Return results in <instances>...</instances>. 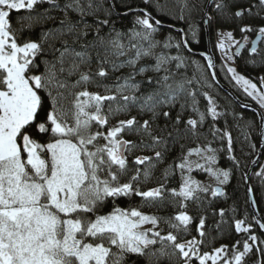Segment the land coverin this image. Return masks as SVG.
I'll return each instance as SVG.
<instances>
[{
  "label": "snow or ice",
  "instance_id": "obj_1",
  "mask_svg": "<svg viewBox=\"0 0 264 264\" xmlns=\"http://www.w3.org/2000/svg\"><path fill=\"white\" fill-rule=\"evenodd\" d=\"M120 2L125 11L117 0H0V264H246L253 251L264 264L254 189L243 218L235 203L217 210L231 177L217 160L236 161L234 114L205 90L217 79L213 56L195 58L203 28L217 26L221 69L264 109V75L258 89L232 66L264 67V0ZM233 126L255 151L252 122ZM233 227L246 239L204 250Z\"/></svg>",
  "mask_w": 264,
  "mask_h": 264
},
{
  "label": "trees",
  "instance_id": "obj_2",
  "mask_svg": "<svg viewBox=\"0 0 264 264\" xmlns=\"http://www.w3.org/2000/svg\"><path fill=\"white\" fill-rule=\"evenodd\" d=\"M135 2L138 3L139 0H135ZM193 3H199V0H193ZM116 7L118 9H120L121 11L126 10V9L121 8L120 0H117ZM25 14L26 13H21V15H25ZM57 15L59 16V13H57ZM193 17L196 18V21L199 24V20H200L199 13L194 12ZM17 19H18V14L13 11L12 23H13L14 27H19V25L17 24ZM131 19H132L131 15L124 17L121 21H119L117 23V27L118 28H124L126 30V28L130 26ZM57 23H58V21H57ZM52 26H53L52 23L49 22L48 24L44 25L43 27L48 28V27H52ZM181 27L185 28V25L183 22H180L176 25V28L174 29L173 34H175V32L178 31ZM200 27L203 28L202 25H200ZM106 30L107 29H105V31ZM40 32H41V27L37 26L32 32L33 38L38 39ZM89 39H91V36H89ZM204 47H205V41H204V37H203V43L197 49L204 48ZM258 47H261V45H258ZM242 56L245 58H248V59H254V57H256L255 54H249L246 50L242 51ZM195 58H200L201 61H204L198 54L196 55ZM236 60L238 61V63H237L238 70L243 75L252 79L256 84H258L261 87L260 81H259V74H258L257 70L264 71V67H261L259 64H257V65L256 64H251V65L246 64L245 59L242 60L241 58H236ZM216 71H217V74L220 77V79L225 84H227L231 89H233V91L236 93V95H238L242 99H248L247 97L242 95L236 88H234L230 84L229 80L223 75V73H222V71L218 65L216 67ZM213 84L222 93V95L225 98V101H224V99H220V98H219L220 100L218 98L216 99L217 101L219 100V102H220V106H221L220 111H227V112H231L234 114V115H228L226 117V119H227L228 128H229L231 135L234 139V153H233V155L235 156L236 161L239 162V166L234 167L236 161L231 160L227 154H224L221 158H218L217 164L220 167L229 168L231 171V177H230L229 184L224 186V190H225L226 195L224 197H220L218 199L217 198H212V199H217V210L219 209V207L227 208L229 205H233L235 203V205H237L239 208L237 218H243L245 216L246 212H250L251 209H248L247 205L245 203V201H246V199H248V197L246 196V192H245V187H246L245 180L242 179V177L245 176L249 162L251 161V159L256 154V150L253 151V149L248 146V142L244 141L243 137L240 136L239 128L234 127L233 125L236 124L237 122H239L240 124L243 125L246 121H251L252 125H253L252 128L249 129V134L251 137V143L253 145H256V147H257V143H258V139H259L257 117L253 111L240 108L227 93H225L222 89H220L214 82H213ZM210 120H211V118L209 117V122H210ZM224 124H225V118L222 117L218 120L216 126L223 129ZM205 127L207 128V124L205 125ZM261 150H264V145L262 146ZM172 155L175 156L176 153L174 152V153H172ZM257 166H258V164L255 167H253L251 172H250L249 184H250V187H252L254 189L252 195H253V197L257 203V206L259 208L258 213H259V215H261V214H264V185L261 184V179L258 180L256 178V175H254V173H253ZM179 180H180V177H179V174L177 173L175 178H174V181L170 183V186L178 188ZM136 202L138 203L139 201L137 200ZM120 206L127 207V201H122ZM144 210H146L147 212L149 211V209H144ZM169 213H172L171 209H169ZM161 214H166V213H161ZM225 228L227 229V225H225ZM252 231L254 234L260 235V232L258 230V226H255L254 222H253ZM192 235H196L194 230H193ZM262 238H264V236H262ZM241 239H246V234L235 233V230L233 227L230 234H226L224 237L217 240L214 244H209V246L206 247L204 250L205 251L210 250L211 248H213L219 244L231 245V244L235 243L237 240H241ZM206 243H207V241H206ZM241 250H242V246H241ZM255 259H257V256L255 254V251H253V253H251L248 257L245 258L246 264H253V261ZM165 264H167V262H165Z\"/></svg>",
  "mask_w": 264,
  "mask_h": 264
},
{
  "label": "rangeland",
  "instance_id": "obj_3",
  "mask_svg": "<svg viewBox=\"0 0 264 264\" xmlns=\"http://www.w3.org/2000/svg\"><path fill=\"white\" fill-rule=\"evenodd\" d=\"M192 2H193V0H192ZM253 11H255V9H253ZM192 19L195 21V22H197L196 21V18H194L193 16H192ZM198 23V22H197ZM185 28H186V25H185ZM212 32H213V41H214V45L216 44V42H217V37H216V35H215V33H216V31H217V26H213L212 28ZM236 35V38L237 39H239V33H237V34H235ZM252 37H250V39H251ZM217 53H218V55H219V60H218V63H217V65L219 66V68L221 69V63H223V61L221 60V54H220V52L219 51H217ZM250 54V53H249ZM196 59H198V60H200V58H196ZM254 59L255 60H259V57H254ZM243 60V59H242ZM241 60V61H242ZM200 62L202 63V64H206V62L205 61H201L200 60ZM204 62V63H203ZM237 63H238V61L236 60L235 61V64H232V66H236L237 67ZM258 64V63H257ZM256 64V65H257ZM221 71H222V73H223V75L229 80V82H230V84L233 86V87H236L237 89H239V91L241 92V94L242 95H244V96H246V97H248L244 92H243V90L239 87V86H236L235 85V82L234 81H231L230 80V77L229 76H226L225 75V72H226V69H221ZM239 71V70H238ZM258 71V74H259V77L261 76V75H263V72L264 71H261V70H257ZM240 72V71H239ZM241 73V72H240ZM242 74V73H241ZM246 78H249V77H247V76H245ZM250 79V78H249ZM252 80V79H251ZM253 81V80H252ZM254 82V81H253ZM210 83H212L213 84V82L210 80ZM255 83V82H254ZM214 85V84H213ZM257 88L258 89H261V87L257 84ZM206 91H208L213 97H214V99H215V101H216V103L220 106V102H219V100L220 99H224V101H225V98H224V96L222 95V93L215 87V85H214V87L213 88H209V89H205ZM219 99L218 101L216 100V99ZM249 99H251L252 101H254L257 105H258V103L255 101V100H253L251 97H248ZM200 104H201V108L203 109L204 108V106H206V104H207V100L206 99H204L203 97H200ZM259 106V105H258ZM221 107V106H220ZM218 110H220V108L218 109ZM262 112L264 113V109H262ZM193 159H196V157H193ZM218 165V164H217ZM262 165H264V155H262L261 157H260V159H259V163H258V166L255 168V170H254V175H255V173H257V172H260L261 170H262V168H261V166ZM219 166V165H218ZM220 167V166H219ZM221 168H223V167H221ZM223 169H225V170H228V171H230V169L229 168H223ZM230 173H231V171H230ZM192 175L194 176V178L195 179H197V180H200V181H202L203 183H205V184H212V186L214 187V185H215V183H214V181H212V179L208 176V174L207 173H205V172H200V171H197V170H194L193 171V173H192ZM256 178L259 180L260 179V177H258V176H256ZM224 187V186H223ZM143 211H145V212H147L146 210H144L143 209ZM245 226H248V225H245ZM254 234V233H253ZM221 244H219V245H217V246H215V247H219ZM214 248V247H213ZM212 249V248H211ZM211 249L210 250H206V251H211Z\"/></svg>",
  "mask_w": 264,
  "mask_h": 264
},
{
  "label": "water",
  "instance_id": "obj_4",
  "mask_svg": "<svg viewBox=\"0 0 264 264\" xmlns=\"http://www.w3.org/2000/svg\"><path fill=\"white\" fill-rule=\"evenodd\" d=\"M264 14V13H263ZM205 30V34L208 35V31H207V28H204ZM254 38V37H252ZM251 38V39H252ZM206 52L208 53H211V48H210V43L209 41L207 40V45H206ZM214 72L216 75H217V79L215 81H213L220 89H222L225 93H227L231 98L232 100L242 109H248V110H251L253 111L255 114H256V117H257V123H258V143H257V147H256V154L254 155V157L251 159V161L249 162V165L247 167V171L245 173V175L248 177L247 180H245V184L247 186H250L249 184V175H250V172L252 170L253 167H255L258 163H253V161H258L259 162V159L261 157V155L259 154L260 151H261V148L262 146L264 145V136H261L260 133L261 132H264V128H262L260 126V121H261V118H262V109L252 100H244V99H241L240 97H238L234 91L227 85L225 84L218 76L215 68L210 70V74ZM216 185H214L215 187ZM253 196V195H252ZM257 216H259V213L257 211Z\"/></svg>",
  "mask_w": 264,
  "mask_h": 264
},
{
  "label": "flooded vegetation",
  "instance_id": "obj_5",
  "mask_svg": "<svg viewBox=\"0 0 264 264\" xmlns=\"http://www.w3.org/2000/svg\"><path fill=\"white\" fill-rule=\"evenodd\" d=\"M263 14V13H262ZM208 31V35L205 34V30L203 28V37H204V41H205V47L204 48H200V49H196V52L197 54L200 52V51H206V45H207V40L209 41L210 43V48H211V53H208L210 55L213 56V60H214V63L217 67V63H218V60H219V55L217 53V50L215 49V45H214V39H213V32H212V29H207ZM247 47V46H246ZM243 51V50H242ZM249 53V52H248ZM205 61V60H204ZM206 62V61H205ZM207 63V62H206ZM216 67H215V70H216ZM217 72V71H216ZM263 75H264V72H263ZM220 78V77H219ZM236 88V87H234ZM237 89V88H236ZM233 90V89H232ZM239 91V89H237ZM240 92V91H239ZM235 93V92H234ZM241 93V92H240ZM236 94V93H235ZM238 96V95H237ZM239 97V96H238ZM246 97V96H245ZM248 98V97H247ZM242 99V98H241ZM244 100H251V99H244Z\"/></svg>",
  "mask_w": 264,
  "mask_h": 264
}]
</instances>
